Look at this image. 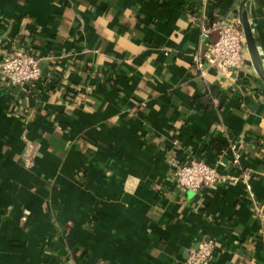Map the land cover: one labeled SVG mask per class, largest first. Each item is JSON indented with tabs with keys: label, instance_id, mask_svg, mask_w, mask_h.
Instances as JSON below:
<instances>
[{
	"label": "crops",
	"instance_id": "crops-1",
	"mask_svg": "<svg viewBox=\"0 0 264 264\" xmlns=\"http://www.w3.org/2000/svg\"><path fill=\"white\" fill-rule=\"evenodd\" d=\"M264 66V0H249ZM238 0H0V57L43 77L0 83V264H264V82L193 66L202 26ZM218 34L213 31L211 38ZM236 183L198 191L175 164Z\"/></svg>",
	"mask_w": 264,
	"mask_h": 264
},
{
	"label": "built area",
	"instance_id": "built-area-1",
	"mask_svg": "<svg viewBox=\"0 0 264 264\" xmlns=\"http://www.w3.org/2000/svg\"><path fill=\"white\" fill-rule=\"evenodd\" d=\"M213 31L218 37L211 38ZM201 41L203 52H195L192 56L193 66L201 74L210 68L224 72L239 73L246 64V38L239 21L219 20L214 27L202 26ZM43 77L38 58L27 48L17 46L0 57V83L23 85L31 81H40ZM173 176L179 185L198 191L204 186H213L220 182L236 183V176L227 177L204 160H192L187 164H175ZM264 218V214L260 213ZM218 249L215 239L205 238L199 242L188 258V264H215L214 255Z\"/></svg>",
	"mask_w": 264,
	"mask_h": 264
},
{
	"label": "water",
	"instance_id": "water-1",
	"mask_svg": "<svg viewBox=\"0 0 264 264\" xmlns=\"http://www.w3.org/2000/svg\"><path fill=\"white\" fill-rule=\"evenodd\" d=\"M249 0H238V17L239 23L244 31L246 38V46L250 55L251 62L259 75V77L264 82V66L258 46L255 41L253 30L249 17L247 15V3Z\"/></svg>",
	"mask_w": 264,
	"mask_h": 264
}]
</instances>
